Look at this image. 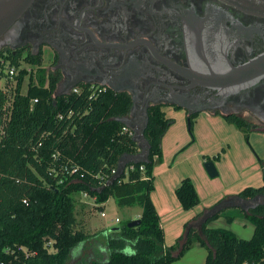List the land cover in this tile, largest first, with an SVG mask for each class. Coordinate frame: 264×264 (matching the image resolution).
<instances>
[{
  "label": "trees",
  "instance_id": "1",
  "mask_svg": "<svg viewBox=\"0 0 264 264\" xmlns=\"http://www.w3.org/2000/svg\"><path fill=\"white\" fill-rule=\"evenodd\" d=\"M0 55L16 65L23 60L31 67L28 72L20 69L13 90L0 88V264H65L71 249L89 237L76 219L74 195L81 192L98 203L112 197L118 207L141 208L139 224L127 226L130 220H126L108 235V258L88 264H170L194 243L206 250L201 264H264V203L247 211L220 210L201 224L200 232L190 227L189 221L175 243L164 246L150 193L154 188L153 166L162 158L161 140L173 119L167 118L159 105L147 111V161L130 163L134 170L124 169L108 182L120 156L138 152L137 144L115 119L129 113L130 95L102 87L92 90L84 83L77 85L78 93L55 95L59 78L53 72L46 73L40 54L5 49ZM26 75L29 79L23 93ZM8 94H12L11 102L5 108ZM32 99L37 101L31 109ZM196 116L187 114L191 137ZM224 120L241 131L244 140L252 131L239 121ZM222 151L204 156V162L217 160ZM257 162L264 180V158H257ZM263 193L264 183L244 187L236 195L245 199ZM175 194L183 210L199 203L189 177L180 181ZM218 216L226 223L235 217L247 220L253 226L251 236L239 238L228 229L208 227ZM49 245L54 251H49ZM126 246L131 253L124 251Z\"/></svg>",
  "mask_w": 264,
  "mask_h": 264
},
{
  "label": "flooded vegetation",
  "instance_id": "2",
  "mask_svg": "<svg viewBox=\"0 0 264 264\" xmlns=\"http://www.w3.org/2000/svg\"><path fill=\"white\" fill-rule=\"evenodd\" d=\"M5 49L47 54L55 92L110 83L138 106L207 112L264 133V16L222 0H33L0 36Z\"/></svg>",
  "mask_w": 264,
  "mask_h": 264
},
{
  "label": "crops",
  "instance_id": "3",
  "mask_svg": "<svg viewBox=\"0 0 264 264\" xmlns=\"http://www.w3.org/2000/svg\"><path fill=\"white\" fill-rule=\"evenodd\" d=\"M162 111L167 118L173 119V123L161 140L162 158L153 166L154 188L150 198L163 229L164 246L169 247L183 233L185 223L190 221L192 224L197 221L205 210L220 199L236 195L244 187H258L264 183L257 162V158H264V133L250 132L252 141L256 144L255 148L250 149L241 132L232 124L227 123L220 116L199 112L193 119L194 139H192L185 130L187 113L184 110L164 107ZM220 150L223 151L219 158L210 160L216 174L209 177L203 167V157H211ZM185 177L192 180L199 197V203L189 210L182 209L175 194V189ZM78 195L81 203L91 205L90 209H93L92 206H100L103 211L112 198L104 203H98L92 196ZM120 208L126 213V220L140 218V207ZM97 210L95 209L93 216ZM101 210L99 209V212ZM198 214L199 217L193 220ZM93 216L88 219L89 229H93ZM207 226L228 229L235 236L244 239L249 238L253 230L250 222L239 217L226 223L223 217L218 216L209 221ZM190 248L197 249L198 253H201L200 259L203 262L206 250L198 243H194ZM99 253L103 256V260L108 258L109 253L105 244H100Z\"/></svg>",
  "mask_w": 264,
  "mask_h": 264
},
{
  "label": "water",
  "instance_id": "4",
  "mask_svg": "<svg viewBox=\"0 0 264 264\" xmlns=\"http://www.w3.org/2000/svg\"><path fill=\"white\" fill-rule=\"evenodd\" d=\"M33 0H0V36H2L7 29L13 24V22L25 11V9L31 4ZM233 7L264 16V0H222ZM264 62L262 58L258 60V70L263 69ZM80 82L74 81L66 84V86L61 91L55 92V95H65L68 94L72 87L78 85ZM104 85V83H103ZM108 86L115 92H119L120 89L113 84H108ZM131 97V107L129 113L123 117H116L115 119L121 122L124 126L133 131L132 139L138 146V152L133 155L122 154L118 160V165L115 174L109 179L108 182H112L117 176H119L125 169L127 164L146 162L149 153V144L144 137V129L148 121V107L149 101L143 100L141 105L138 106L139 99L132 95ZM175 103V102H170ZM178 104V103H177ZM179 107L187 109L186 106L178 104ZM189 114V112H188ZM134 120V121H133ZM204 170L209 177H213L216 172L214 170L213 164L210 160L203 163ZM264 203V193L254 195L251 198H241L238 195L228 196L226 198L220 199L212 207L205 210L199 217L197 221L190 224V227L197 228L200 232L201 224L211 215L219 212L220 210L226 208L236 207L243 211H247L249 208H253L258 204ZM140 219L136 218L130 220L127 226H135L139 224ZM188 228L186 229V232Z\"/></svg>",
  "mask_w": 264,
  "mask_h": 264
},
{
  "label": "rangeland",
  "instance_id": "5",
  "mask_svg": "<svg viewBox=\"0 0 264 264\" xmlns=\"http://www.w3.org/2000/svg\"><path fill=\"white\" fill-rule=\"evenodd\" d=\"M26 66L28 67L29 65ZM41 66L45 68L46 73L49 72V69L51 67V60L47 54H44L42 56ZM28 79V75H26L22 84L23 92H25L27 89ZM6 84V79L4 77H0V88L6 90ZM185 130L187 134H189L190 138L194 139V132H192L191 137L190 133L188 132L187 125H185ZM241 134L242 136H244L242 132ZM245 142L250 149L256 147V144L252 141L250 132L247 133ZM78 196V194L74 195V197L76 198V219L78 222V226L82 227L89 234V237L85 241L77 244L71 249L69 257L65 264H88L92 260H103V256H101V253H99L100 244H105L106 249L109 253V247L107 245L108 235L111 233V231H113V229H119L127 219L126 213L123 209L117 207L113 198H110L108 204L104 207L105 216H101L99 214L98 207L92 206L93 209H90L91 205L81 203ZM95 209L98 210L93 216V212L95 211ZM92 216L93 229H89V227L87 228L88 219H90V217ZM116 218L121 221L116 222ZM49 251H54V249L50 245ZM124 251L127 253H131L130 247L128 246L124 248ZM200 256L201 253H198L197 249L190 248V250L186 251L179 259L173 261L170 264H201L202 262Z\"/></svg>",
  "mask_w": 264,
  "mask_h": 264
},
{
  "label": "built area",
  "instance_id": "6",
  "mask_svg": "<svg viewBox=\"0 0 264 264\" xmlns=\"http://www.w3.org/2000/svg\"><path fill=\"white\" fill-rule=\"evenodd\" d=\"M23 63L26 65H29V64L25 63L23 60H19V64L16 65L10 58H7L3 55H0V77H4L7 81L6 90L9 91V90L14 89L16 82H17L16 76L19 74L20 69H25L27 72L30 71V68H31L30 65L27 67ZM79 91H80V88H78L77 85L72 87L70 90V92H73V93H78ZM21 92H23L22 89H21ZM23 93H25V92H23ZM8 97L9 98L6 101V104L4 106L5 108H7L10 105L12 94H8ZM36 101H37V99L31 100V104H30L31 109H32L33 103H35ZM122 131L127 132L128 136H131V137L133 136V131L124 125L122 127ZM134 168L135 167L133 164H129L125 168V171L134 170ZM76 170H77V166L73 167V171H76ZM140 170L141 171L143 170V166H140ZM112 172L115 173L116 171L113 170ZM80 194L87 196L86 192H81ZM99 213L101 216H105V212L103 210H101ZM115 221L119 222L120 220L118 218H116Z\"/></svg>",
  "mask_w": 264,
  "mask_h": 264
}]
</instances>
